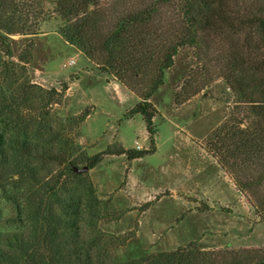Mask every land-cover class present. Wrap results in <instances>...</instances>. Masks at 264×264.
<instances>
[{"label": "rangeland", "instance_id": "obj_1", "mask_svg": "<svg viewBox=\"0 0 264 264\" xmlns=\"http://www.w3.org/2000/svg\"><path fill=\"white\" fill-rule=\"evenodd\" d=\"M100 4L96 31L101 35L118 16L155 7L149 31L158 39L154 57L159 65L167 47L186 32L183 0H100ZM219 4L227 20L196 30V44L179 48L173 65L163 71V84L148 100L153 142L142 115L132 111L157 78L155 64L122 82L102 73L99 60H89L61 37L64 23L52 14L53 5L47 0L37 34L11 36L15 54L32 45L28 64L15 59L24 66L20 79L29 87V96L45 99L41 90L51 89L61 94L54 96L60 98L57 104L47 103L42 109L41 101H35L34 110L25 112L27 131L36 134L37 125L51 129L55 140L47 148L61 152L66 160L63 167L42 163L40 175H59L68 161L101 155L99 164L81 174L88 177L103 210L98 227L111 237L114 264L174 251L191 242L204 251L264 249V121L256 122L246 104L251 89L241 94L233 89L235 80L252 83L250 68L264 62V37L248 21L251 14L264 16V0ZM35 134L33 142L49 139ZM152 146V153L133 161L115 153ZM3 179L0 227L7 230L12 210L2 190L11 188ZM68 180L61 181L72 188ZM122 238H126L123 244Z\"/></svg>", "mask_w": 264, "mask_h": 264}, {"label": "trees", "instance_id": "obj_2", "mask_svg": "<svg viewBox=\"0 0 264 264\" xmlns=\"http://www.w3.org/2000/svg\"><path fill=\"white\" fill-rule=\"evenodd\" d=\"M47 1L53 5L52 14L64 23L59 29L61 37L89 60H99L97 65L102 73L113 75L122 82L127 77L143 74L155 64L159 71L157 78L143 102L132 111V114L142 115L151 142L153 113L149 110L148 100L163 84V71L173 65V57L181 46L196 44L197 29L215 28L222 20H227L222 14L220 0H183L186 32H181L179 42L167 47L159 65L154 57L158 50L157 38L149 31L155 11L153 5L118 16L112 27L101 35L96 31L102 17L100 0ZM43 2L0 0V170L3 171H0V179L4 178L10 185L11 191H2L12 210L7 220L8 229L0 227V264H114L110 257L111 237H106L98 227L104 214L94 188L87 176L75 172L84 163L89 170L94 168L101 161V155L68 161L59 175H40L42 163L50 161L63 167L66 160L59 155L61 152L47 148L52 147L55 140L50 134L51 129L46 131L37 125L35 134L23 125L26 109L34 110L35 101H41L44 109L47 103L60 101V98L54 100V96L61 97L54 89L41 90L48 99L37 94L32 98L29 96V87L20 78L23 65L31 60L32 45L29 43L17 54L12 45L11 36L37 34L38 26L45 18ZM249 18V24L264 37V16L251 14ZM250 73L251 77L254 75L250 79L252 83L235 80L232 87L240 94L251 89L246 104L257 118L256 122H261L264 121V62L252 66ZM65 90L66 85L62 92ZM34 134L48 135L49 139L33 142L30 138ZM153 149V146L151 150L119 149L115 153L133 161L152 153ZM62 153L67 151L64 149ZM62 177L69 179L72 188L65 186ZM119 240L123 244L126 238ZM122 264H264V249L204 251L191 242L174 251L147 255Z\"/></svg>", "mask_w": 264, "mask_h": 264}, {"label": "water", "instance_id": "obj_3", "mask_svg": "<svg viewBox=\"0 0 264 264\" xmlns=\"http://www.w3.org/2000/svg\"><path fill=\"white\" fill-rule=\"evenodd\" d=\"M88 170H89L88 167L85 166V167L80 168V169H75V172L78 173V174H81V173H84V172H86Z\"/></svg>", "mask_w": 264, "mask_h": 264}]
</instances>
